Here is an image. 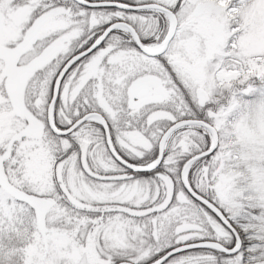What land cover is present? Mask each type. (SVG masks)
Returning <instances> with one entry per match:
<instances>
[{
	"label": "snow or ice",
	"instance_id": "snow-or-ice-1",
	"mask_svg": "<svg viewBox=\"0 0 264 264\" xmlns=\"http://www.w3.org/2000/svg\"><path fill=\"white\" fill-rule=\"evenodd\" d=\"M0 264H264V0H0Z\"/></svg>",
	"mask_w": 264,
	"mask_h": 264
}]
</instances>
